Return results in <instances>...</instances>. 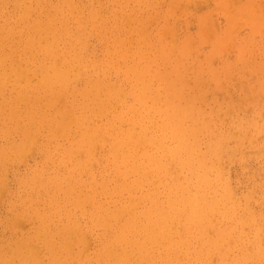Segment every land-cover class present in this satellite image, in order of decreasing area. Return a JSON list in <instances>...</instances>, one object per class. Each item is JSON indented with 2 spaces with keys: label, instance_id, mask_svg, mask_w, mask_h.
I'll list each match as a JSON object with an SVG mask.
<instances>
[{
  "label": "bare ground",
  "instance_id": "1",
  "mask_svg": "<svg viewBox=\"0 0 264 264\" xmlns=\"http://www.w3.org/2000/svg\"><path fill=\"white\" fill-rule=\"evenodd\" d=\"M23 1L14 0L16 12L15 15L13 14V23L6 20L0 25V131L3 137L0 143V195L6 191L5 201L10 215L7 213L5 227L12 231L20 229V235L18 234L20 237L14 236L13 239L9 236L10 240H1L0 264H264V207L260 205L258 208L255 207L256 198L253 197L254 192L248 184L252 191L246 194L248 197L243 202L240 200L238 194L241 191L235 194L230 186L231 182L225 175L227 171L224 170L227 165L224 168L220 160L224 155L235 159V153L241 150L247 140L248 130H251L254 136L264 134V119L258 121L256 118L262 117H253L251 113L252 118L255 119L243 120L245 108L241 113L242 120L233 118L234 132L229 128L230 133L227 127L231 123H229L230 119L227 122L229 123L227 129L224 126L228 132L214 130L213 119H208L211 115L210 117L207 115L206 119L204 116L196 115L194 105L190 102L192 99L182 94V88L178 84L171 82H162L161 90L164 92L165 102L163 101L162 106L155 105L153 108L155 110L152 111L147 99L155 97L158 89H153L146 82L145 72L140 69L132 71L134 74L129 80L128 89L123 88L125 93L115 92L109 83L96 80H87L73 89L71 81L74 76L71 73V64L69 66V62H63L62 56L59 58L60 56L56 54L59 51H55V48H58L57 42L65 43L72 40L78 44L81 39L82 29L74 31L68 26L69 22L66 19V14L73 11V7L70 6L72 0H58L50 7L51 0H37L34 5L30 4L32 0H27L29 1L27 7ZM172 1H169L170 5H176ZM231 2L228 3L233 4ZM165 6L166 9L168 6ZM179 6L184 5L182 2L181 5L179 3L175 6L177 10L181 9ZM185 9L186 7L183 10ZM183 10L181 9V12ZM221 10L225 11L224 8ZM43 11L46 14L45 18L42 17ZM171 12L170 15L174 13ZM88 13L92 22L98 24L99 19L93 8ZM205 14L209 16V13L202 14L207 19ZM227 14L231 13L227 12ZM202 15L200 18L203 17ZM235 16L233 19L239 15ZM256 16L254 15V18ZM229 19L227 15V21ZM257 19L255 18L259 21L262 17ZM204 21V23L208 22ZM214 21L213 24H216ZM201 22L199 21V27ZM237 23L239 24V21ZM82 26L81 24L80 28ZM243 27L245 28V25ZM243 27L241 28L244 29ZM167 29L160 30L163 33L161 36L171 37V34H167L170 33L166 31ZM175 31L176 29L173 32ZM173 32L171 33L175 39L176 33ZM195 34L197 35V32ZM208 35L212 37L211 33L205 37ZM238 44L239 42L234 48H237ZM53 45L57 47L54 48ZM119 45H122V39ZM245 47L247 48L246 45ZM214 54L215 57L216 53ZM100 57L102 58L103 55ZM76 59V53L70 51L69 61L76 62ZM248 59L249 62L252 57ZM106 62L111 63L108 60ZM144 64L147 65L146 62ZM87 67L82 69L85 70ZM245 68L244 72H246ZM263 69L259 70L263 71ZM157 74L159 80L164 77ZM227 77L223 81L227 80ZM125 79L128 81L127 76ZM75 81L77 82V79ZM224 84L226 86L227 82ZM246 90L244 95H247L248 89ZM74 91L78 96L73 94ZM257 92L259 96L262 95L261 91L257 90ZM253 93L251 95L255 98L259 97ZM226 95L224 94L225 97ZM71 96L73 98L70 102ZM127 97L129 103L125 102L124 98ZM236 97L241 96L239 94ZM244 97L246 96H242L243 99ZM180 98L185 102L181 103ZM235 98L233 97L234 102H236ZM118 100L121 107L119 110H117ZM64 101L69 105L65 106ZM246 103L249 104L247 101ZM138 107L142 108L140 112H137ZM106 116V121L100 124L99 118ZM225 116H222L223 119ZM124 122L127 123L126 128H123ZM136 125L139 127L137 128ZM13 133H17L18 137L12 138ZM204 135L207 136L206 148L201 151L200 143L201 139L204 140L202 138ZM107 138L110 142L105 145ZM233 139L234 145L229 146V142ZM95 140L100 142L99 154L96 153L98 143H95ZM247 141L249 144L252 140L248 137ZM262 142L259 145L264 148V141ZM33 148L44 155L42 159L50 168H55L57 164V170L61 169L64 172L48 175L47 172L44 173V169L39 170L40 165L38 169L33 167L30 171L19 172V166ZM259 148L257 147V150ZM53 152L58 153V160L50 159ZM57 153L54 155L57 156ZM254 153L259 154V151ZM94 164L98 168L96 172L91 170V167H95ZM12 166L17 176L14 190L8 189L6 183V174H9L7 171ZM85 171L89 172V176L84 180L82 175ZM261 171L264 173V170ZM257 183L262 189L257 198L261 199L264 197V176ZM82 217L88 221L83 225ZM22 218L35 221V228L24 232L19 222L23 220ZM24 223L26 224L22 221V224ZM88 234L90 238L93 237L94 243L91 254L88 250L90 248Z\"/></svg>",
  "mask_w": 264,
  "mask_h": 264
},
{
  "label": "rangeland",
  "instance_id": "2",
  "mask_svg": "<svg viewBox=\"0 0 264 264\" xmlns=\"http://www.w3.org/2000/svg\"><path fill=\"white\" fill-rule=\"evenodd\" d=\"M36 1L37 0H32V2L30 4L34 5L36 3ZM51 1L49 3L50 4L49 7L58 2V0H53L52 2ZM73 1H75V2H73ZM169 1L171 2L172 0H160V2L158 0H153V1L152 0H80V1L77 0V3H76V0H72L70 6L73 7V9H72L73 11L66 14L67 15L66 19H68V22H69L68 26L72 27V29L74 31L82 29L81 30V33H82L81 39H80L78 44L72 40L70 42L67 41L68 43L67 42H65V43L57 42L56 43L58 45L57 49L55 48L56 45H53L55 48V51H59V53L58 52L56 53V54H58L57 56L58 57L60 56L59 58H61V56H62V61L63 62H65V61L69 62L68 63L69 66L71 64V67H72L71 73L74 76V78L72 79L73 81H71V87L74 89V88H77L78 86H80L82 83H84L87 80L88 81H95L96 80V81H102V82L104 81V82L109 83L113 87V90L115 92L118 91L121 93H125L124 90L128 89V85H130L129 80L131 77H133V74H134L132 71L140 69L141 71L145 72L144 79L146 80V82H148L153 89H155V88L158 89V93L155 97L147 99V103L149 101L148 104L151 106L152 111L155 110V109H153L155 105H157V107H158V105L162 106L163 101L165 102V95H164V92L161 90L162 82H169V83L171 82V83L178 84V86H180L182 88V94L184 96H189L192 99L190 102L193 103L192 105H194L196 115L204 116L205 119L208 118L207 115H209V117L211 115V118H208V119H213L214 130H221V131L225 130V132H228L226 130L228 127V129L229 128L231 129V132L232 131L234 132V130H235V129H233L234 125H235V124H233V122L235 121L234 119H236V120H242L243 119V120L247 121V120H249V118L251 119L252 116L253 117L261 116L262 118L259 119V117H258V118H256V120L262 121V119H264L263 118V116H264V112H263L264 100H262V99H264V97H263L264 96L263 95L264 94V69H263L264 68V44H263L264 43V39H263L264 38V32H263L264 31V0H232L233 2H231V0H189V1L188 0H179L180 2L177 0H173L172 3L174 2L176 4L174 6L172 5L173 7L170 5ZM229 1L233 4H229L228 3ZM181 2L186 7V9L183 10L185 7L179 6L184 11V13H183V11L181 12V9L179 10V8H178V10H177V7H175V6L179 5V3L181 5ZM244 2L246 4H244ZM72 3H76V4H72ZM23 4L27 7V5L29 4V1L24 0ZM186 4H187V6H186ZM239 4L240 5L243 4V5L240 6ZM253 4H255L254 8H253ZM142 5H144V7ZM165 5L168 6L166 9H165V7H166ZM219 5H220V7H219ZM0 6H1V8H0L1 9V11H0V19H1L0 25H2L6 20H10V22H12L13 17H14L15 12H16L15 11L16 9L14 7V0H0ZM255 6L257 7L258 11H257ZM78 7H79V9H78ZM91 8H93L94 12L98 16V19H99L98 24L93 23L92 20L90 19L88 11ZM171 8H173L172 10L174 11V13H172L173 11L170 10ZM223 8L225 11L221 10ZM239 11H241V12H239ZM170 12L172 13L171 15L169 14ZM175 12H180V13L176 14ZM225 12H226V14H225ZM227 12L231 13L232 16H231V14H227ZM9 13H10V15H13V14L14 15L12 17H10V15H8ZM204 13H209L208 14L209 16H207V14H205V16H207V19H206V17H204V15H202ZM233 13L235 15H239V16H237L236 19H233L236 17ZM243 13H245L247 15H244ZM261 13L263 14V16ZM2 14H3V16H2ZM200 14L203 17L200 18V16H201ZM45 15L46 14L43 11L42 17H44ZM168 15H169V18H168ZM227 15H228V19L230 17V19L228 21H227ZM254 15L258 16V17L257 16L255 17L256 19L260 18V17H262V19L261 20L259 19V21H257L258 19L255 20ZM6 16H7V18H6ZM244 16H246V17L248 16V18L246 19V17H244ZM175 17L178 18V20ZM238 17H239V19H238ZM240 17H242V18H240ZM73 18H74V20H73ZM203 18H204V20H206L208 22L204 23L205 21L203 20ZM212 18L215 21L212 20ZM198 20L200 22L202 21L200 27H199V21ZM241 20L243 21V23ZM213 21L216 22V24H213ZM238 21H239V24L237 23ZM259 22L261 23V25H259L260 24ZM81 24L83 25L82 28H80ZM236 24L238 27L235 26ZM241 24H242V26H240ZM173 25L175 26V28L173 27ZM214 25H217L216 26L217 28ZM244 25H245V28L243 27ZM205 26H206V28H205ZM197 27H198V29H197ZM208 27L210 29L207 30ZM241 27H243L244 29H242ZM203 28H205V29H203ZM212 28L214 30H211ZM239 28H241V29H239ZM247 28H248V30H247ZM252 28L254 29L253 31L251 30ZM260 28H261V30H259ZM165 29H167L166 30L167 32L170 31V33L168 32L167 34H169V35L171 34V37H169L168 35H165V34L164 35L167 38H165V36H161V34L163 35V33H161L162 31H160V30L164 31ZM175 29H176V31L173 32ZM195 30L197 32V35L195 34L196 33ZM199 30H202L201 31L202 33ZM205 30H207V32ZM256 30L258 32H255ZM171 32L176 33L175 39H174V35H172ZM204 32H205L206 36H207V34L211 33L212 37H209V35H208L210 40L208 37H205ZM215 35H216V37H215ZM232 37L234 38V40ZM249 38H251V40ZM121 39H122V45L120 46L119 41ZM248 39H249V41H248ZM261 39H263V40H261ZM173 40H174V43H173ZM207 40H208L209 44H208ZM214 41H215L216 45L214 44ZM259 41H260V43H258ZM237 42H239V44H238L239 48L237 47L238 49L234 48L237 46ZM252 42L254 45L251 44ZM212 44H213V46H212ZM231 44H233V45H231ZM250 44L252 46H250ZM67 45L69 48L67 47ZM245 45L247 46V48L245 47ZM251 48H252V51H251ZM254 48L256 51L253 50ZM63 50H64V52H63ZM222 50L224 51V53L222 52ZM20 51H22L21 46H20ZM70 51H74L76 53V55H77L76 62L69 61V52ZM240 51L242 52V54H240L241 53ZM245 51H247V52H245ZM149 52L151 54H149ZM64 53H65V55H64ZM200 53H201V55H200ZM214 53H216L217 57L216 56L215 57L217 58V60H215V57H214L215 54ZM238 53L240 55V58H239ZM121 54H122V56H121ZM125 54H126V56H125ZM218 54H220V55L222 54V55L218 56ZM228 54H230V56ZM243 54H244V56L246 55V57L242 56ZM100 55L101 56L103 55V57L101 58ZM104 55L106 58L104 57ZM249 55H251L253 60L250 59L251 57L249 58ZM258 55H260V56H258ZM139 56H140V58H139ZM260 57L263 59H261ZM239 59H240V61H239ZM247 59L249 60V62L247 61ZM256 59H257V62H256ZM105 60L106 61L108 60L111 63H107ZM119 60L124 65H121L122 63L119 62ZM125 60H127V61H125ZM212 60L219 61L220 63L219 62L216 63L215 61H212ZM91 61H92V63H91ZM98 61H99V63H96ZM242 61L243 62L245 61V62L243 63ZM251 61H254L255 65ZM144 62H146L147 65L144 64ZM238 63H239V65H238ZM143 64H144V67L142 68ZM87 65H89V66L87 67ZM91 65H92V67H91ZM215 65L217 67H215ZM236 66H238L237 69H236ZM248 66H249V68H248ZM73 67H74V69H76L74 72L75 74L73 73V71H74ZM85 67H87V68L85 70H83L82 68H85ZM231 67H232V69H231ZM233 67L235 69H233ZM244 67H246L245 68L246 72H244ZM120 68H122V69H120ZM209 68H210V71H212L214 75L212 74V72L209 71ZM213 69H215V70L213 71ZM259 69H261V70L263 69V71H261ZM80 70H82V71H80ZM238 70H240L241 73ZM256 70L259 72H257ZM122 72H125L124 74L127 73L126 76L128 77V81L125 79L126 76ZM128 72H130V73H128ZM188 72H190V73H188ZM251 72L253 74H255L254 77H253V74ZM157 73H159L160 75H163L164 77L160 78V80H159V75ZM121 74H122V76H121ZM152 74H153V76H152ZM229 74H230V76H229ZM226 77H227V80L223 81V79L224 78L226 79ZM248 77L251 80H249ZM256 77H258V79ZM220 78H221V80H219ZM245 78H247V79H245ZM76 79H77V82L75 81ZM187 79L189 81H187ZM240 79H242L243 81ZM240 81H242V82H240ZM221 82L223 84H221ZM224 82L225 83L227 82L226 86H225ZM248 82H249V84H248ZM239 83H241V85ZM243 83L245 85L246 84H248V85L245 86ZM253 86H254V88H253ZM237 87H238V89H237ZM123 88H124V90H123ZM245 88L248 89L247 95H251L252 92H254L253 94L258 95L259 93L257 92V90H259V92L261 91L260 93L262 95H260V96L258 95L259 97L256 96V98L254 97V95L247 97V95H244L245 92L247 91ZM215 89H217L216 92L214 91ZM218 90H220V91H218ZM209 91H210V94H209ZM213 91L215 93H213ZM220 92H224V93H220ZM226 93H227V95H226ZM73 94L78 96L75 91L73 92ZM224 94L226 95V97L224 96ZM239 94L241 96L240 98H242V96H246V97H244L246 100L242 98L245 103H243L242 99L240 100L239 97H236L237 95L239 96ZM122 97H123V95H122ZM233 97L234 98L236 97L235 98L236 102L233 101ZM72 98H73V96L69 97L70 102H71ZM251 98L253 99V101ZM258 98H259V100L260 99L261 100L260 101L257 100ZM124 99L126 100L125 102L129 103L128 97L124 98ZM225 99L227 101H225ZM220 100H223V101H220ZM228 100H229V102H228ZM237 100H239V101H237ZM180 101H182L181 103L185 102V100L183 98H180ZM246 101L249 102V104L251 102V105L249 106V104L246 103ZM231 102H234V103H231ZM242 103L247 104V105L245 106ZM259 103H260V105H259ZM63 104H65V106L69 105L66 101H64ZM202 104H203V106H202ZM218 104H219V106L221 105V107H219ZM238 104H239V106H238ZM255 105H257L256 106L257 108H255ZM118 106H119V108L117 110H119L121 108L119 100H118ZM240 106H242V107H240ZM248 106L251 107V109ZM157 107H155V108H157ZM226 107H228V108L230 107V108L228 109ZM245 108H246V110H245L246 112H247V109L249 108L248 110L250 111V115H249V111L247 113L245 111H243ZM231 109L233 111L234 110L235 111L234 112L230 111ZM260 109H261V111H260ZM137 110H136L137 112H140L142 110V108L138 107ZM204 110H205V112H204ZM211 110L213 112H211ZM215 110H217V111L215 112ZM218 110H219V112H218ZM222 110H223V112H222ZM224 110L227 111V114H226V111L224 113ZM228 111H230V112H228ZM242 111H243L244 116L241 114ZM211 113H213V114H211ZM238 113H239V115H238ZM251 113L255 114V116L253 114L251 116ZM217 114H220V116ZM225 114H226V116H225ZM258 114H260V115H258ZM216 115H217V117H216ZM109 116H110V114H109ZM222 116H225V118H224L225 120L223 119ZM241 116H243L244 118H242ZM102 118H99V120L101 122L100 124H102L106 121L107 116L102 117ZM217 118H218V120H217ZM220 118H222L223 120H221ZM219 119L222 122L223 121L224 122L223 123L220 122ZM229 119H230V121H229ZM252 119H255V118H252ZM228 121H229V123L230 122L231 123L230 124L227 123ZM227 124H229V125L227 126ZM123 125H124L123 128L127 127L126 122H124ZM136 126H137V128L139 127L138 125H136ZM224 126L226 129L224 128ZM230 126H232V127H230ZM217 127H218V129H217ZM230 129H229V132H230ZM250 131L251 130H248L246 132L248 134L246 139L248 140V137H249V140H252V141H249L250 143L248 144V141L246 140V142L244 143V146H245V144H246V146L241 147V150H243V152H241V150L238 153L236 152L235 153L236 154L235 159H234V157L229 158V157L224 155L223 159H220V160H221L224 168L227 165V168L224 170V171H227V174H225V175L228 177L229 182H231L230 186L234 190L235 194L237 195L238 192L241 191L238 194V196H239V198L241 197L240 200L243 202L244 199L246 197H248L247 193H251V191L253 190L254 193L252 195H253V197L255 196V198H256L254 205H255V207L258 208L259 205L264 207V199H263L264 197L261 199L257 198L260 195L261 190H262L258 186L257 182H259V180L262 179L264 176V173H262V171H261V170H264V160H262V159H264V148L262 147V145H259V144L263 143L262 141H264V138H263L264 134L261 133V134H259V136H258V134H255V136H254V134H252V132H250ZM42 136L44 137V135H42ZM251 136H253V137L250 138ZM17 137H18L17 133L12 134V138H17ZM204 137H202L204 140L201 139V143H200V148H201L200 150L201 151L205 150V148H206L207 136L204 135ZM255 137H257V138H255ZM253 138L255 141L253 140ZM2 140H3V137H2L1 131H0V143L2 142ZM109 142H110V139L107 138L105 141V145H108ZM258 142H260V143H258ZM95 143H98V145H97L98 147L96 146V148H97L96 153L99 154L101 152V148L99 147L100 142H99V140H95ZM232 145H234V139L232 142L231 141L229 142V146H232ZM253 146H254V148H253ZM246 147H248V148H246ZM257 147H260L263 150H261L260 148L259 149L261 151L259 149L257 150ZM247 149H249V150H247ZM254 149H256V151ZM258 151H259V154L255 155L254 152L258 153ZM30 152L32 153V155H30L31 154ZM30 152H29L30 154L27 153V155L29 154L27 156L28 159L26 157L25 160L19 166V168H18L19 172L30 171V169L33 167H36L38 169L40 166H41L40 167L41 169L39 168V170L43 171V169H44V173L47 172L46 174H48V175L49 174L53 175V173L56 174V173H63L64 172V170L61 171V169L57 170V164L55 165L56 167L53 169L50 168V166L48 164H45V162L42 159L44 157V155L41 152H39L37 149L33 148ZM54 153H57V152H53L52 153L53 155L51 154L52 156L50 159L58 160V153H57V156H56V154L54 155ZM247 153H249L248 155L250 157L247 155ZM238 155H239V157H238ZM245 155H246V157H245ZM257 155L258 156L260 155L259 158L261 157V159H259ZM252 156L256 157L257 159L252 157ZM224 157H227V158L224 159ZM240 158H242V159L240 160ZM236 159H237V161H236ZM258 159H259V161H258ZM227 162H228V164H227ZM253 164H254V166H253ZM94 166L95 167H91V170L93 169L92 171L96 172L97 171L96 169H98V168H96L95 164H94ZM240 166L241 167L243 166L244 169H243V167H242V169H240L241 168ZM231 168L232 169L234 168V169L232 170ZM248 169H250V170H248ZM258 169L260 170V173H259ZM229 171L231 173H229ZM7 173H9V174H6V183H8L7 188L10 190H14L16 185H17V176L14 173V166L10 167L8 169ZM243 173H245V174H243ZM242 174H243V176H242ZM88 176H89V172L85 171V173H83V175H82V178L85 180V179H87ZM239 177H241V178L239 179ZM9 182H10V185H9ZM256 183H257V186H256ZM247 184L249 186L251 185L250 187L252 190L249 188V186ZM257 189L259 192L256 191ZM5 192H3L4 195H3V193L0 195V196H2L0 198V212H1L0 213L1 214L0 215V221H1L0 222L1 223L0 224V234L2 233L0 235V242H1V240L2 241L3 240L4 241L10 240L11 236L13 239H14V236H15V238L20 237L19 236L20 235V229H14L12 231V230L7 229L5 227V219L7 217V213H9L7 211L8 206L6 205V201H5L7 199V194ZM244 195H246V196H244ZM263 195H264V193H263ZM1 202L6 206H4ZM88 208H89V206H88ZM9 215H10V213H9ZM2 218H4V219H2ZM22 219H20V220L26 222V224L25 223L22 224V221H19V222H21L20 223L22 225L21 228L24 232H28V231H30V229L35 228L34 227V226H36L35 221L29 220L26 218L25 219L22 218ZM86 221L87 220L82 217V219H81L82 225L84 223H86ZM20 224H19V227H20ZM30 224H31V226H30ZM25 225H26V227H25ZM23 227H25L26 229ZM27 227H28V229H27ZM6 231H7V233L8 232L9 233L7 234ZM88 235H87L88 239H90V241H89L90 246L89 247L91 248V249L88 248V250L91 251V252H89L91 254L94 243H93V237L90 238V234H88ZM9 236H10V238H9ZM1 238H3V239H1ZM88 250H87V252H88ZM42 255H43V251L41 250V256Z\"/></svg>",
  "mask_w": 264,
  "mask_h": 264
}]
</instances>
